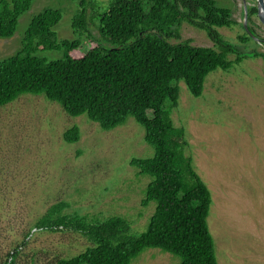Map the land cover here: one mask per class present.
<instances>
[{"label": "rangeland", "instance_id": "rangeland-1", "mask_svg": "<svg viewBox=\"0 0 264 264\" xmlns=\"http://www.w3.org/2000/svg\"><path fill=\"white\" fill-rule=\"evenodd\" d=\"M86 18L109 0H87ZM244 1L215 0L231 10L235 24L220 27L222 38L239 46L246 58L228 70L215 69L205 78L203 91L194 97L179 82L173 123L182 127L196 173L208 187L212 203L207 216L217 264H264V60L248 50L264 52V22L257 14L246 19L253 30L245 36ZM80 0H33L19 16L16 30L0 38V61L13 56L31 19L47 9L59 10L61 20L53 28L58 40L78 39L80 51L99 39L96 21L87 32L72 27ZM91 22V23H90ZM180 40L213 47L203 30L182 23ZM179 40L171 39V43ZM215 49H217L215 47ZM36 55L47 61L62 59L64 51L44 50ZM233 60L234 56L227 55ZM78 126L77 142L66 143L63 133ZM143 128L132 117L104 131L85 114L70 116L43 94L24 93L0 107V264L17 249L14 264H49L83 251L88 240L75 232L35 228L47 208L68 203L67 213L94 218L119 215L135 234L146 230L154 202L141 206L149 177L129 164L133 157L148 158L153 149L143 140ZM178 258L160 249L144 250L131 264H178Z\"/></svg>", "mask_w": 264, "mask_h": 264}, {"label": "trees", "instance_id": "trees-1", "mask_svg": "<svg viewBox=\"0 0 264 264\" xmlns=\"http://www.w3.org/2000/svg\"><path fill=\"white\" fill-rule=\"evenodd\" d=\"M32 1L0 0V38L14 34L19 16ZM79 5L72 27L87 32L89 19L96 21V43L80 51V40H58L53 28L62 18L59 10L35 15L20 51L0 61V107L32 93L57 102L70 116L85 114L104 131L132 117L154 153L148 158L133 157L129 164L149 177L141 206L155 205L146 230L139 234L132 233L130 222L119 215L94 218L65 212V201L50 205L35 228L79 233L89 245L49 264H131L149 248L174 255L178 264H217L207 224L211 194L184 152L185 132L174 125L171 112L178 104L179 82L199 97L211 71L228 70L246 58L238 45L225 41L217 31L235 24L231 10L218 7L215 0H109L103 8L92 9L87 20L90 4L80 0ZM252 14L258 15L256 6L247 8V19ZM182 23L203 30L213 47L180 40ZM171 39L179 41L171 43ZM250 39L246 31L238 37L240 44ZM61 49L64 55L58 60L36 55ZM248 53L264 60V52ZM228 54L234 59H228ZM79 136L74 125L62 139L74 143ZM16 253L17 249L8 254L5 264H14Z\"/></svg>", "mask_w": 264, "mask_h": 264}, {"label": "water", "instance_id": "water-1", "mask_svg": "<svg viewBox=\"0 0 264 264\" xmlns=\"http://www.w3.org/2000/svg\"><path fill=\"white\" fill-rule=\"evenodd\" d=\"M256 1V8L258 10V16L261 18V20L264 22V0H255ZM244 9L245 12L247 11V6L246 3L244 1ZM245 19L243 22V28L246 30V32L250 35L253 36V34L249 31L248 29V25L246 24V19H247V12L245 13ZM254 37V36H253ZM256 38V37H254ZM257 41L259 40L258 38H256Z\"/></svg>", "mask_w": 264, "mask_h": 264}]
</instances>
